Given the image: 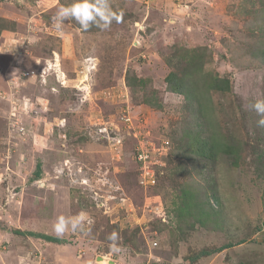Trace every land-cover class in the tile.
Here are the masks:
<instances>
[{
    "label": "rangeland",
    "instance_id": "374dc122",
    "mask_svg": "<svg viewBox=\"0 0 264 264\" xmlns=\"http://www.w3.org/2000/svg\"><path fill=\"white\" fill-rule=\"evenodd\" d=\"M111 2L121 22L83 32L71 20L54 27L71 0H0L9 28L0 32V264H189L191 253L226 244L233 246L195 264H264V166L254 149L264 147V127L250 108L264 99V0ZM191 50L204 55L205 74L229 80L231 91L208 90L212 120L242 143L237 166L225 158L207 165L203 182L178 165L185 160L174 139L186 102L166 81L169 63ZM42 66L53 69L44 79ZM62 72L68 80L58 82ZM136 133L155 149L152 187L138 184ZM162 141L171 144L167 153L158 151ZM195 188L206 196L204 211L219 212L218 223L189 229L177 218L181 191ZM81 214L83 230L56 234L58 217ZM113 231L119 253L111 250Z\"/></svg>",
    "mask_w": 264,
    "mask_h": 264
},
{
    "label": "trees",
    "instance_id": "16d2710c",
    "mask_svg": "<svg viewBox=\"0 0 264 264\" xmlns=\"http://www.w3.org/2000/svg\"><path fill=\"white\" fill-rule=\"evenodd\" d=\"M7 29L9 28L5 20L0 19V32ZM199 52L200 50L187 51L184 55L180 54L178 56L175 65L169 63V66L174 70L168 74L166 81L169 85L168 90L182 96L186 102L185 108L187 116L183 121L180 140L179 138L178 140H176L177 138L174 139L176 150L178 151L176 155L178 157L183 156L185 160L178 162V165L181 166L185 164L191 166V168L197 172V178L203 182L206 177L202 172L206 169L207 165H215L219 163L222 158H225L231 161L230 165L237 166L242 156V143L236 141L234 138L228 137V134L226 137L223 136L220 126L212 120L214 117V110L210 103L211 97L208 94V90L214 91L215 93H222L228 89L231 91V85L228 79H217L215 75L210 77L208 74H205L204 55ZM133 80H136L135 77L126 79L127 86L131 90L135 89ZM140 86L144 87V82L141 83ZM151 93L152 91L150 92V96L146 95L143 97L146 105H152V98L155 97V93ZM202 93L204 94L201 95ZM156 107H158L157 104ZM242 119L244 120V118ZM260 146L261 145L258 143L254 146V149L259 150L258 153H255V159L264 166V152L261 151L264 150V147L260 150ZM190 157L191 159H189ZM38 167L34 172V178L36 179L40 176V168ZM183 177H186V175H183ZM203 184L209 186V189L212 191V200L218 205V199L214 196L215 186L208 182ZM203 184L201 183L200 185L203 187ZM196 190L195 188L193 191L190 189H183L181 191V205L177 208L175 214L177 218H186L184 227L189 229H192L196 225L203 227L212 220H215V223L222 220L217 210L213 211V209H211L210 213H208L209 210L204 211L200 203H202V199H205L206 196L201 193L202 188H200L198 192H196ZM177 227L180 230V227ZM14 234L22 235L23 233L16 231ZM181 234L182 233L179 232V236ZM26 235L39 238L46 242H59L56 238L37 235L31 232ZM231 246H233V244H226L219 248L203 249L195 254L191 253L188 257V263L195 264L202 258L219 253Z\"/></svg>",
    "mask_w": 264,
    "mask_h": 264
},
{
    "label": "clouds",
    "instance_id": "9594fccd",
    "mask_svg": "<svg viewBox=\"0 0 264 264\" xmlns=\"http://www.w3.org/2000/svg\"><path fill=\"white\" fill-rule=\"evenodd\" d=\"M122 16H123L122 11H119L113 8L111 0H71V3L61 5L58 8L55 16L53 17V23L57 31H62L65 21H69V20L75 21V23L79 26L80 30L83 32H88L93 27L103 31V30L109 29L114 21L116 23L121 22ZM52 62L55 63L56 58H53ZM52 62H50V64ZM52 67H55V64ZM47 69H48V73L49 71L53 72V69L51 68V70H49L48 66H42L39 69L38 76L41 79L46 78ZM18 71H19L18 69L14 70V72H18ZM65 78H66L65 74L62 72L59 75V77L56 79L58 82H60V81H63ZM53 90H55V88H53ZM54 92H56V90ZM26 101L27 100L25 98V100H23V106ZM30 101L33 105H35V103H33L32 100ZM37 106H39L40 108L42 107L40 103H37ZM250 108L253 111H255V113L259 117V119L257 120V125L259 127H264V99H257L254 103L250 104ZM125 118L130 119L129 115L126 113L125 115L121 117L123 122H125ZM97 131L101 132V128L98 129ZM135 144H136V138H135ZM135 144H134V147H135ZM133 158H134V155H133ZM139 172H140V168H139ZM144 206L146 207V205ZM164 215L166 214L163 213V216L158 217V218L163 219ZM263 222L260 225V230L261 232L264 233V227H262ZM83 228H84V215L83 214H81L78 217H64V216L58 217L56 223L54 224V230L58 236L63 235L69 229L75 232L77 230H83ZM108 239L112 243L111 250L114 253H119L121 250L120 247H118V242L121 239L119 233L116 231H113L109 235ZM155 245L156 244L153 243V246ZM100 260L101 259H99V261Z\"/></svg>",
    "mask_w": 264,
    "mask_h": 264
},
{
    "label": "built area",
    "instance_id": "2783aa9c",
    "mask_svg": "<svg viewBox=\"0 0 264 264\" xmlns=\"http://www.w3.org/2000/svg\"><path fill=\"white\" fill-rule=\"evenodd\" d=\"M129 118H125V121L129 122ZM136 138V145L134 147V159L140 168V172L138 175V184L144 188L146 187H152L155 185L156 178H155V173L154 171L150 168L151 166V152L155 151V149L151 146L149 147H144L146 142L142 141L144 140L141 133H136L135 134ZM162 146L158 151H165L167 153V150L169 149L170 143L169 141H162ZM150 149L152 151L150 152ZM162 157V156H161Z\"/></svg>",
    "mask_w": 264,
    "mask_h": 264
},
{
    "label": "water",
    "instance_id": "95a60500",
    "mask_svg": "<svg viewBox=\"0 0 264 264\" xmlns=\"http://www.w3.org/2000/svg\"><path fill=\"white\" fill-rule=\"evenodd\" d=\"M262 227H264V222H263V224H262ZM99 259H101V258H99Z\"/></svg>",
    "mask_w": 264,
    "mask_h": 264
}]
</instances>
